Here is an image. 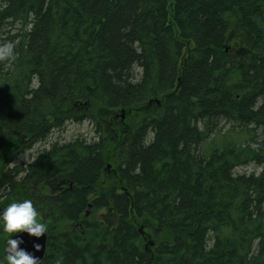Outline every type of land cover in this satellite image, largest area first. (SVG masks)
I'll return each mask as SVG.
<instances>
[{
  "label": "trees",
  "instance_id": "1",
  "mask_svg": "<svg viewBox=\"0 0 264 264\" xmlns=\"http://www.w3.org/2000/svg\"><path fill=\"white\" fill-rule=\"evenodd\" d=\"M9 42L0 211L33 201L39 264H264V0H0Z\"/></svg>",
  "mask_w": 264,
  "mask_h": 264
},
{
  "label": "clouds",
  "instance_id": "2",
  "mask_svg": "<svg viewBox=\"0 0 264 264\" xmlns=\"http://www.w3.org/2000/svg\"><path fill=\"white\" fill-rule=\"evenodd\" d=\"M12 43L0 46V57H13ZM38 211L31 199H23L10 202L0 211V231L8 235L5 244L7 264H39L41 261L32 253L19 247L23 241L13 238L17 233L26 232L30 236L40 237L47 232V225L38 219ZM33 247L39 251L40 244L36 243Z\"/></svg>",
  "mask_w": 264,
  "mask_h": 264
},
{
  "label": "rangeland",
  "instance_id": "3",
  "mask_svg": "<svg viewBox=\"0 0 264 264\" xmlns=\"http://www.w3.org/2000/svg\"><path fill=\"white\" fill-rule=\"evenodd\" d=\"M78 136H84V137H87L88 139L96 140L94 126L89 122H84L82 124L69 123V124H67L66 128L63 131H56L51 136L50 140L47 141V143L38 144L29 152L21 155L20 158L18 159V161L16 162V164L17 165L18 164H27V163L32 162L40 154V152L43 149L49 148V146H50V144H52V142H55V141L67 142V141H70V140L77 138ZM103 136L109 137L111 135H103ZM109 138H111V137H109ZM112 170H113V165L109 164L108 169H107V173L110 175L109 178L112 175ZM237 172L240 174L259 173L260 169L257 166L251 165L248 167L240 168L237 170ZM43 191H45V190L42 189V187L38 186V192L41 193ZM147 245H146V247H147Z\"/></svg>",
  "mask_w": 264,
  "mask_h": 264
},
{
  "label": "water",
  "instance_id": "4",
  "mask_svg": "<svg viewBox=\"0 0 264 264\" xmlns=\"http://www.w3.org/2000/svg\"><path fill=\"white\" fill-rule=\"evenodd\" d=\"M123 117H124V114H123ZM13 238L14 239L19 238L23 241V243L20 244L19 247H21V248L27 250L28 252L32 253L35 257H37L41 261L44 259L45 255H46L47 242H48L47 233L41 235L40 237H35V236H30L26 232H20V233H17ZM36 243L40 244V246H41L39 251H37L33 247V245Z\"/></svg>",
  "mask_w": 264,
  "mask_h": 264
},
{
  "label": "flooded vegetation",
  "instance_id": "5",
  "mask_svg": "<svg viewBox=\"0 0 264 264\" xmlns=\"http://www.w3.org/2000/svg\"><path fill=\"white\" fill-rule=\"evenodd\" d=\"M88 141H92L93 139H87Z\"/></svg>",
  "mask_w": 264,
  "mask_h": 264
}]
</instances>
